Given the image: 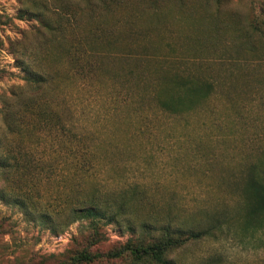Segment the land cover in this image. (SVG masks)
I'll return each mask as SVG.
<instances>
[{
  "label": "rangeland",
  "instance_id": "374dc122",
  "mask_svg": "<svg viewBox=\"0 0 264 264\" xmlns=\"http://www.w3.org/2000/svg\"><path fill=\"white\" fill-rule=\"evenodd\" d=\"M121 1L92 20L82 0H0V98L7 100L0 109V158L10 151L30 161L17 170L0 168V264H71L85 248L94 257L80 264H153L133 262L126 252L114 255L144 232V223L150 235L165 227L213 229L170 249L166 257L174 264H264V213L255 209L249 187L254 173L264 178L252 169L264 167V105L237 61L262 42L261 34L248 35L251 20L261 17L259 0ZM32 2L45 5L51 21L79 13L78 25L67 24L62 40L81 34L87 39L90 26L101 25L107 52L82 88L63 70L55 76L60 36L22 15ZM59 5L61 11H53ZM22 45L28 46V60L53 78L35 92L25 86V71L14 56ZM212 78L215 91L193 108L173 113L161 107L177 82ZM58 89L72 94L67 106L97 157L94 176L81 192L70 172L50 159L40 136L45 112L23 103L40 90L54 97ZM95 186L102 192L140 191L133 198L131 191L110 198L112 206L127 203L135 233L124 222L107 224L103 239L90 245L79 222L56 232L51 222L28 214L30 202L35 211H55ZM8 193L23 196L27 212Z\"/></svg>",
  "mask_w": 264,
  "mask_h": 264
},
{
  "label": "trees",
  "instance_id": "16d2710c",
  "mask_svg": "<svg viewBox=\"0 0 264 264\" xmlns=\"http://www.w3.org/2000/svg\"><path fill=\"white\" fill-rule=\"evenodd\" d=\"M89 19L95 17L94 13L108 14V12L113 7H118L121 0H82ZM222 0H217L221 3ZM62 4V0H61ZM62 5L59 7L54 6L53 11L60 12ZM259 11L261 17H254L249 24V37L255 36L256 34L262 35L261 44L254 43L250 47L249 57L247 59L237 58V61L241 65H245L248 70V74L252 79L250 91L255 94L261 93L262 104L264 105V0H259ZM47 10L45 5H38L32 2V6L28 8H22L21 12L24 16L35 17L48 31L53 34L60 36V41L57 43V49L61 54L59 58L60 66L56 69V75L60 74L61 70L70 77L74 86L77 88H82L87 83L90 74L96 69L97 61L100 57L104 56L107 52L106 46L102 45L101 41L105 39L103 37V30L99 23H95L90 26V30L87 31V39L83 38V34L75 35L71 40H62L65 38L63 34V29L69 23L73 25L72 28H76L77 18L79 13L77 11L71 12L67 15V20L64 16V22L59 19L56 21H51L45 17V11ZM72 16V17H71ZM74 18V19H72ZM90 34V36H88ZM14 56L18 66L25 71V86L31 87L35 92L41 86V89L48 85L49 81H52L51 75L41 67V64L33 65L27 56L28 46L22 45L16 47ZM35 53H31L33 57ZM236 61V62H237ZM239 67V63H237ZM49 76H51L49 78ZM54 77V76H53ZM55 79V78H54ZM218 82V81H217ZM177 86L170 93L160 100V105L166 110L173 113L182 112L185 109H191L196 103L204 101L208 98L212 92L215 91L216 83L215 80L207 79L205 81H198L195 79H189L177 82L174 84ZM48 88V87H47ZM34 93L26 96L23 99V103L26 105L32 102L39 111L45 112L40 120L41 133L40 136L44 140V145L46 148L50 149L51 156L50 159L53 163L58 164L63 167V169L70 172V176L76 179L79 183L78 188L80 192L83 191L84 187L81 184L89 182L95 173V166L97 164V157L94 153H91V147L89 141L84 135L85 128L78 125L73 120V113L70 111V106H67V101L70 95L62 90H56L54 97H48L47 91ZM37 94V95H36ZM49 98L51 101H49ZM6 99L0 98L2 108H6ZM52 102V104H50ZM43 106L44 110L41 109ZM70 111V113H69ZM23 117V115H22ZM23 128V126H22ZM10 151L2 152V157L0 158V168H10L19 169L22 162V168H24L28 163L17 155H12ZM44 160H46L44 158ZM253 170H258L260 174L264 176V167L253 164ZM23 174V173H22ZM23 176V175H22ZM82 187V188H81ZM252 191L256 196L255 209H260L264 213V178L259 179L254 173L251 177L250 185ZM77 189V188H76ZM131 191L130 198H133L134 194L140 193V191L131 187L127 189H119L116 191H104L102 192L96 186L86 195L80 194V192L75 193L69 202H65L64 206L61 205L60 208L56 210L49 211L44 208V211H35V204L32 202L28 203L30 205V211L28 214L39 218L40 222L50 223L53 231H62L73 222H79L82 225L83 236L86 237V242L90 245H95L99 243L104 236V228L107 224H121L125 223L126 228L131 232L135 233V227L128 218V208L126 202L123 201L117 206H112V201L110 198L114 196H120L127 194ZM5 194V193H4ZM6 198H10L13 202L22 206V208L27 212V203H25V198H21L19 195L6 194ZM37 214V215H36ZM51 217V219H49ZM144 232L140 233L135 239H128L121 250L114 253L118 256L124 252L131 258L133 262L142 263L150 262L153 264H174L171 260L166 257L167 252L175 247L183 245L185 242L190 240H197L201 235H209L212 233L211 228L205 229L203 231H188L184 230H171L169 227L161 229L160 234L150 235L147 233L149 225L144 223L141 225ZM146 237L148 239L146 240ZM94 255H92L88 248L83 249L79 253L73 256L71 259V264H80L82 262L90 261ZM216 263V260L214 261ZM221 260H218L217 264Z\"/></svg>",
  "mask_w": 264,
  "mask_h": 264
}]
</instances>
